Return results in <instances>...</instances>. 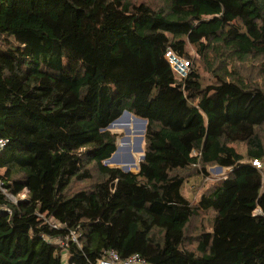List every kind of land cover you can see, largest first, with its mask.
<instances>
[{
  "label": "trees",
  "instance_id": "16d2710c",
  "mask_svg": "<svg viewBox=\"0 0 264 264\" xmlns=\"http://www.w3.org/2000/svg\"><path fill=\"white\" fill-rule=\"evenodd\" d=\"M188 45L213 83L174 70ZM124 111L137 172L104 163ZM0 138V264H264V0H0Z\"/></svg>",
  "mask_w": 264,
  "mask_h": 264
},
{
  "label": "rangeland",
  "instance_id": "374dc122",
  "mask_svg": "<svg viewBox=\"0 0 264 264\" xmlns=\"http://www.w3.org/2000/svg\"><path fill=\"white\" fill-rule=\"evenodd\" d=\"M140 1V0H137ZM187 50L191 55V58H188L187 60H175L174 68H178V70H183L186 68L187 70L191 67H195L199 70L200 75L203 79L204 84H209L214 82V77L212 73L209 71V68L212 66L210 63L211 61H206L203 58H200V56L197 54V50L194 46L188 45ZM188 62L189 64H186ZM253 61L249 60L244 64L237 65L235 68V62L232 64V67H229L230 69L236 70L238 66H243L245 68L253 67ZM242 67V68H243ZM250 71L252 72L253 69L250 68ZM247 75V74H246ZM181 76V75H180ZM132 115V114H130ZM129 114H125L122 116V119L120 120V125H113L109 127V129L118 135L117 138V147L119 145H122V149H120L117 153V160L122 165H127L129 168L133 164H137V169L131 170L132 172H137L139 169V164L141 162V155L144 153L145 148V142L144 139L141 142L140 139L142 136H144L143 131H145L143 127V123L133 117ZM133 117V118H132ZM141 144V147L143 148L142 151H137L136 148ZM237 149L245 153L246 147L244 144H236ZM133 158L135 163H130L128 161H131L130 159ZM111 167H122L118 163H111L106 164ZM200 169L194 167L187 169L183 172V175L186 177V181L183 186V194L186 198H188L192 204L196 205L201 197L202 194L208 192L214 184H216L221 178H223L226 173L227 169H222L221 171L218 169L217 165L208 166L207 167V173H200ZM80 186H85L84 183L80 185H75V188H79ZM13 200H15L13 197H11ZM212 213H204L202 216H200V222L205 223L206 225L210 224V219L212 218ZM209 226V225H208ZM64 260L66 258V254L63 255Z\"/></svg>",
  "mask_w": 264,
  "mask_h": 264
},
{
  "label": "built area",
  "instance_id": "2783aa9c",
  "mask_svg": "<svg viewBox=\"0 0 264 264\" xmlns=\"http://www.w3.org/2000/svg\"><path fill=\"white\" fill-rule=\"evenodd\" d=\"M167 58L169 59L170 63L172 64L173 68L175 65V60H183L180 58H177L176 56L173 55V53L171 51H168L166 54ZM185 61V60H183ZM186 64H189L188 62H186ZM174 70L181 75L182 77L186 76L188 70L186 68H184L183 70H178V68H174ZM7 144V141L0 138V150H2L3 148H5ZM253 165L257 166L258 168L261 167V163L260 161H253ZM258 213H260V211H258ZM99 264H148L144 259H141L138 255H133L131 257H129L128 259L125 260H121L120 256L114 252V251H110L108 253L107 256L101 258L99 260Z\"/></svg>",
  "mask_w": 264,
  "mask_h": 264
},
{
  "label": "water",
  "instance_id": "95a60500",
  "mask_svg": "<svg viewBox=\"0 0 264 264\" xmlns=\"http://www.w3.org/2000/svg\"><path fill=\"white\" fill-rule=\"evenodd\" d=\"M126 113L131 114L129 111H124L123 114L121 115V117H119V118L116 119L115 121L120 120V119L122 118V116L125 115ZM135 118L138 119V120H140V121L143 123V127H144V129H145V127H146V123H147L146 119H142V118H138V117H135ZM115 121H114V122H115ZM114 122H113V123H114ZM113 123H111V124L109 125V127L113 126V125H112ZM143 133H145V131H143ZM143 139H144V136L141 137L140 141L142 142ZM136 150H137V151H142V150H143V148L141 147V144L138 146V148H136ZM118 151H119V146L116 148L115 152L111 155V157L108 158L107 160H105L104 163H105V164L119 163V161L117 160V153H118ZM144 157H145V155H144V153H143V154L141 155V160H143ZM130 160H131V161H134L133 158H131ZM117 168H118V167H117ZM119 168H121L122 170H124V171H126V172L131 171V170L129 169V167L126 166V165H125V166H122V167H119ZM218 169L221 171V170H222V167H221V166H218Z\"/></svg>",
  "mask_w": 264,
  "mask_h": 264
},
{
  "label": "bare ground",
  "instance_id": "6f19581e",
  "mask_svg": "<svg viewBox=\"0 0 264 264\" xmlns=\"http://www.w3.org/2000/svg\"><path fill=\"white\" fill-rule=\"evenodd\" d=\"M127 115L129 114V113H126ZM130 115V114H129ZM130 116H132V115H130ZM134 118H135V116H133ZM132 117V118H133ZM122 119V118H121ZM120 119V120H121ZM120 120H117V121H115L112 125H120ZM135 120H136V118H135ZM122 145H119V150L120 149H122ZM128 162H130V163H135L134 161H128ZM117 164V163H116ZM119 165H121L120 163H118ZM121 166H125L124 164H122ZM127 166V165H126ZM129 169H131V170H135V169H137V164L135 163V164H133L132 166H131V168H129ZM223 169V168H222Z\"/></svg>",
  "mask_w": 264,
  "mask_h": 264
}]
</instances>
